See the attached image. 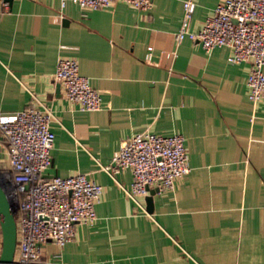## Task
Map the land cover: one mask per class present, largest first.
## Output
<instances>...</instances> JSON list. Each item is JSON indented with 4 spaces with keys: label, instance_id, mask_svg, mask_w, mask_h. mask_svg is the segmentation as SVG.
Wrapping results in <instances>:
<instances>
[{
    "label": "crops",
    "instance_id": "obj_1",
    "mask_svg": "<svg viewBox=\"0 0 264 264\" xmlns=\"http://www.w3.org/2000/svg\"><path fill=\"white\" fill-rule=\"evenodd\" d=\"M60 1L0 3V113L32 104L31 95L50 106L60 124H51L47 174L81 173L103 187L96 222L77 225L63 246L43 244L39 263L264 264V101L247 98L248 65L228 63L227 47L206 54L187 37L175 41L185 0L87 11ZM193 1L197 30L220 0ZM59 56L78 61L100 110L67 101L53 80ZM145 131L182 135L190 168L153 195L151 217L98 166ZM8 157L0 135V171ZM117 180L129 188L132 175Z\"/></svg>",
    "mask_w": 264,
    "mask_h": 264
},
{
    "label": "built area",
    "instance_id": "obj_2",
    "mask_svg": "<svg viewBox=\"0 0 264 264\" xmlns=\"http://www.w3.org/2000/svg\"><path fill=\"white\" fill-rule=\"evenodd\" d=\"M67 1L87 11L110 7L116 0H61V9ZM119 1L140 10L152 6V0ZM0 3L5 5L2 0ZM194 7L193 0L182 3L183 15L175 41L187 37L206 54L227 47L228 63L248 65L245 83L248 100L254 106L264 101V0H220L198 29L191 30ZM150 51L148 48L145 56L148 62ZM53 80L62 86L67 101L79 110L101 109L100 92L79 74L74 57H58ZM31 96L33 103L25 108L0 113V135L9 152L8 169L0 171V180L15 209L13 264H40L43 244L53 242L63 246L72 241L77 225H93L97 220L94 207L103 193L102 185L84 174L65 177L47 174L55 137L51 124L60 123L50 106ZM98 166L147 215L150 214L145 209L146 187L157 188L155 194L172 191L176 182L190 171L182 135L163 136L147 131L123 140L110 163ZM126 170L132 175L129 188L117 180Z\"/></svg>",
    "mask_w": 264,
    "mask_h": 264
},
{
    "label": "water",
    "instance_id": "obj_3",
    "mask_svg": "<svg viewBox=\"0 0 264 264\" xmlns=\"http://www.w3.org/2000/svg\"><path fill=\"white\" fill-rule=\"evenodd\" d=\"M10 2L11 0H6ZM148 195L144 198L146 212L153 211V195L157 188H148ZM14 207L8 201L0 180V230H1V250L0 264H13V257L16 247V225L14 220Z\"/></svg>",
    "mask_w": 264,
    "mask_h": 264
}]
</instances>
